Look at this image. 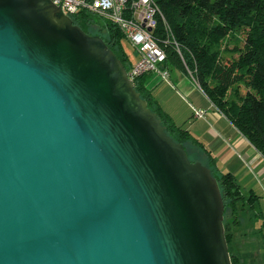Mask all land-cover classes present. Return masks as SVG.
I'll use <instances>...</instances> for the list:
<instances>
[{
	"label": "water",
	"instance_id": "obj_1",
	"mask_svg": "<svg viewBox=\"0 0 264 264\" xmlns=\"http://www.w3.org/2000/svg\"><path fill=\"white\" fill-rule=\"evenodd\" d=\"M211 168L52 0H0V264H233Z\"/></svg>",
	"mask_w": 264,
	"mask_h": 264
},
{
	"label": "trees",
	"instance_id": "obj_2",
	"mask_svg": "<svg viewBox=\"0 0 264 264\" xmlns=\"http://www.w3.org/2000/svg\"><path fill=\"white\" fill-rule=\"evenodd\" d=\"M166 22L160 19L157 39L166 51L161 63L168 68L175 62L190 71L213 104L225 114L264 157V0H156ZM73 22L88 33L100 34L129 71L131 60L123 45L125 36L118 24L102 19L89 11L69 13ZM96 18L105 33L92 32ZM97 22V21H96ZM139 54L136 50V58ZM154 71L133 77L134 85L148 106L162 119L166 130L186 148L196 145L219 182L225 205V233L233 264H243L235 249L236 231L247 214L263 217L258 206L260 194L242 185L236 174L224 171L215 156L191 130L176 122L157 98L148 80ZM200 151V150H199ZM258 226L264 242V220Z\"/></svg>",
	"mask_w": 264,
	"mask_h": 264
},
{
	"label": "crops",
	"instance_id": "obj_3",
	"mask_svg": "<svg viewBox=\"0 0 264 264\" xmlns=\"http://www.w3.org/2000/svg\"><path fill=\"white\" fill-rule=\"evenodd\" d=\"M170 72V80L178 84L177 89H172V97L175 101H181L180 105H166L164 98L157 95L159 85L166 79L159 72H156L148 80V85L154 88V92L163 107L173 116L179 124H186L191 132L201 140L215 156L216 163L221 170L231 171L242 182L250 181L246 188H255L259 185L264 191V157L245 135L213 104L205 92L193 78L182 68L180 75L173 76L170 65L167 66ZM198 86V87H197ZM185 94L189 101L183 99ZM171 102L173 100L171 99ZM174 106V107H173ZM194 107L204 109L207 112L205 117H195ZM185 110V118L182 122L177 121L178 110ZM191 115L189 118L188 116ZM188 118V119H187ZM197 147L196 145L192 144ZM200 151L201 149L197 147ZM202 154H204L201 151ZM241 182V183H242ZM258 192V191H257Z\"/></svg>",
	"mask_w": 264,
	"mask_h": 264
},
{
	"label": "built area",
	"instance_id": "obj_4",
	"mask_svg": "<svg viewBox=\"0 0 264 264\" xmlns=\"http://www.w3.org/2000/svg\"><path fill=\"white\" fill-rule=\"evenodd\" d=\"M67 13L89 11L105 20H110L122 29L125 36L137 50L139 56L131 69L130 77L147 71L159 72L164 79L169 78L168 68L162 66L166 51L158 41L157 27L164 13L156 0H52ZM166 22V20H165ZM166 28L170 26L166 22ZM190 72V71H189ZM193 80L197 79L190 72ZM200 86V85H199ZM194 109L195 117H205L206 110ZM264 187V181H263Z\"/></svg>",
	"mask_w": 264,
	"mask_h": 264
},
{
	"label": "rangeland",
	"instance_id": "obj_5",
	"mask_svg": "<svg viewBox=\"0 0 264 264\" xmlns=\"http://www.w3.org/2000/svg\"><path fill=\"white\" fill-rule=\"evenodd\" d=\"M96 21H95V24L92 26V32L105 33V30L101 29V27L98 25V23L101 22V20L96 18ZM90 34H98V33H90ZM122 42H123V45H124L127 53L130 55L131 60L136 61L137 60L136 49L131 44L129 39L126 36H124ZM169 65H170V70H171L173 76L180 75L183 71L182 68L184 69V67H182L180 64L175 63V62L170 61ZM186 72L190 75L189 71H186ZM177 85L178 84H174L170 80V78H167L162 84L159 85V87H158L159 89L157 90V95L160 98H164L166 105L172 106L173 105L172 103H174V102H176V105L181 104V101H175L171 95L172 89L173 88L177 89V87H178ZM182 95H183V99L186 100V102L189 104V101L186 98L185 94H182ZM171 99L173 100V102H171ZM178 111L180 113L177 115L176 119L178 122H182L185 118V116H184L185 110L183 108H180ZM190 116L191 115H189L188 118ZM184 125H186V124H184ZM187 145H188L187 148H188V151L190 153V156L194 160H200V161L204 160V157H203L204 155L201 153V151H199V149L197 147H195L193 145L191 146V143H187ZM242 185L244 187H246L245 185L249 186L250 181L249 182L248 181L242 182ZM255 188L257 189L258 193L261 195L259 198V201H258V206L263 211V217H256L255 223L257 225H261V223L264 220V191L257 184H256ZM241 219L244 221V224L241 226L240 229H238L236 231L237 235H236V238L234 239L235 249L237 251H239L240 256L242 257V260H243V264H264V242H263V238H262L261 234L258 233V226L252 225L251 222H249V220H248L247 214H245V213L242 214ZM224 220H225V211H224Z\"/></svg>",
	"mask_w": 264,
	"mask_h": 264
},
{
	"label": "bare ground",
	"instance_id": "obj_6",
	"mask_svg": "<svg viewBox=\"0 0 264 264\" xmlns=\"http://www.w3.org/2000/svg\"><path fill=\"white\" fill-rule=\"evenodd\" d=\"M67 13V12H66ZM69 14V13H68Z\"/></svg>",
	"mask_w": 264,
	"mask_h": 264
}]
</instances>
